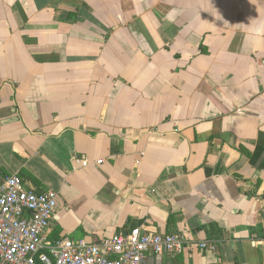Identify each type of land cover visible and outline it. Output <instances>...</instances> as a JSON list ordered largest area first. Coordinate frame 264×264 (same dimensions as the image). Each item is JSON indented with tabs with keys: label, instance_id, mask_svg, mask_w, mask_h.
Returning a JSON list of instances; mask_svg holds the SVG:
<instances>
[{
	"label": "crops",
	"instance_id": "crops-1",
	"mask_svg": "<svg viewBox=\"0 0 264 264\" xmlns=\"http://www.w3.org/2000/svg\"><path fill=\"white\" fill-rule=\"evenodd\" d=\"M263 62L264 0H0V179L60 195L50 239L264 264Z\"/></svg>",
	"mask_w": 264,
	"mask_h": 264
},
{
	"label": "built area",
	"instance_id": "built-area-1",
	"mask_svg": "<svg viewBox=\"0 0 264 264\" xmlns=\"http://www.w3.org/2000/svg\"><path fill=\"white\" fill-rule=\"evenodd\" d=\"M59 202L58 193L36 192L18 174L0 179V264H143L147 257H174L193 247L215 250L189 242L182 232L150 234L139 228L96 240L50 239L46 231Z\"/></svg>",
	"mask_w": 264,
	"mask_h": 264
},
{
	"label": "rangeland",
	"instance_id": "rangeland-1",
	"mask_svg": "<svg viewBox=\"0 0 264 264\" xmlns=\"http://www.w3.org/2000/svg\"><path fill=\"white\" fill-rule=\"evenodd\" d=\"M86 223H87V221L84 219V224H83V227H85Z\"/></svg>",
	"mask_w": 264,
	"mask_h": 264
}]
</instances>
